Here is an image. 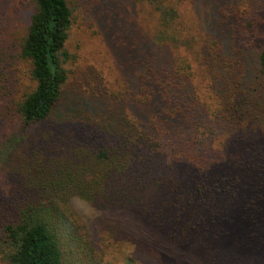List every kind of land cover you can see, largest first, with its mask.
Instances as JSON below:
<instances>
[{"label": "trees", "instance_id": "trees-1", "mask_svg": "<svg viewBox=\"0 0 264 264\" xmlns=\"http://www.w3.org/2000/svg\"><path fill=\"white\" fill-rule=\"evenodd\" d=\"M136 2L147 30L131 20L119 31L121 81L108 96L67 88L75 61L67 0H29L19 43L0 40L29 74L20 95L0 84L6 264H71L68 242L86 264H135L118 223L101 227L97 251L83 244L74 197L132 215L183 263L264 260V0L212 4L209 36L184 0Z\"/></svg>", "mask_w": 264, "mask_h": 264}, {"label": "rangeland", "instance_id": "rangeland-1", "mask_svg": "<svg viewBox=\"0 0 264 264\" xmlns=\"http://www.w3.org/2000/svg\"><path fill=\"white\" fill-rule=\"evenodd\" d=\"M72 10V28L67 44L69 52L75 57L69 76L68 89L75 95L80 94L89 98L94 94L111 95V91L118 89L121 81L119 62L121 52L117 36L122 27L131 20L138 23L139 34H145L146 20L142 23L140 4L136 0H67ZM189 11H194L197 16V24L203 35H213L209 29L211 18L208 16L211 5L214 3H226L232 7V0H184ZM29 0H0V40L7 43L18 44L29 19ZM237 14V13H236ZM232 23V22H231ZM258 40V39H256ZM2 43V42H1ZM258 41L253 47L259 48ZM261 43V42H260ZM12 50L14 47L9 44ZM16 54L10 55L7 51L0 52V64L8 69V75L0 78V84L6 86V92L20 95V90L28 84L29 74L27 66L15 59ZM92 92V93H91ZM108 107L114 108L116 102L109 100ZM5 108V102L0 101V109ZM126 112V108H123ZM2 129H0V132ZM2 170V169H1ZM73 220L79 229V237L83 244L91 245L95 251L99 249V237L102 235L101 227L104 223H118L122 231L128 236L132 255L136 264H159L155 258H161L160 264H187L181 262L182 254L178 248L160 233L150 229L132 215L109 211L101 213L89 203L74 197L71 201ZM64 229L68 235L70 226ZM66 235L67 239L70 236ZM103 239V238H102ZM106 240V239H105ZM106 242V241H105ZM140 247L143 251L135 250ZM67 248L71 250V264H86L82 254L78 256L73 251L74 247L68 242ZM264 264V260L261 261ZM0 264H6L0 259ZM103 264H114L113 260ZM122 264V261L116 262Z\"/></svg>", "mask_w": 264, "mask_h": 264}]
</instances>
